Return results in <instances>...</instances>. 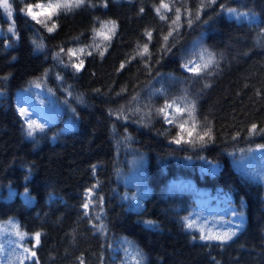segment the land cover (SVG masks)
<instances>
[{"label":"trees","instance_id":"obj_1","mask_svg":"<svg viewBox=\"0 0 264 264\" xmlns=\"http://www.w3.org/2000/svg\"><path fill=\"white\" fill-rule=\"evenodd\" d=\"M22 1L0 7V227L21 264H264V0H85L47 28ZM69 47L97 53L76 70ZM38 91L54 122L30 136L15 97ZM217 188L245 219L223 244L195 218Z\"/></svg>","mask_w":264,"mask_h":264},{"label":"rangeland","instance_id":"obj_2","mask_svg":"<svg viewBox=\"0 0 264 264\" xmlns=\"http://www.w3.org/2000/svg\"><path fill=\"white\" fill-rule=\"evenodd\" d=\"M8 3L10 4L9 0ZM48 3L49 0H39L25 4L23 0L22 12L36 25L46 27V25L43 23V20L41 19V17L45 14H43L42 9L36 8L35 5H47ZM28 5L33 6V12L40 13L37 19L42 21L41 23L33 20L32 17L27 14ZM61 20L64 21V18L62 17ZM108 29H111V26H109ZM114 32L109 35L110 40L112 38H115L116 33ZM113 44L114 42L112 43V45ZM69 50H71V52H66L67 58L69 59V61H71V66L76 70L77 68L73 65H80L81 67V61L84 62L90 55L97 53L96 51L77 52L72 47H69ZM98 51L106 52L107 50L105 51L100 49ZM193 62L197 64V61ZM187 65L189 67L193 66V64L190 63H188ZM183 68L184 70L188 71L187 68ZM35 96L36 97L30 96L28 94L18 93L15 97V104L18 111L21 114L20 110H24L23 114L21 115L28 126L29 122H34V124L41 126L52 125L54 122L55 112L53 111V109L47 106L48 101L43 98L44 96H46V94L38 91ZM169 105H171V107L167 106L164 109L165 120L167 123L171 122L173 112L181 111V106L179 104ZM254 151L258 158L259 164L264 166V146H258L254 149ZM220 171V165L212 163L211 161H205V169L203 170V173L209 174L210 176H215L218 175ZM196 203L197 215L195 218H198L199 225L203 229L204 235L216 236L222 235L225 232H235L241 229L242 225L245 222L244 218L237 214L236 208L234 206V197L229 191H224L221 188L201 191L199 192V197L197 198ZM24 253L25 252L23 251V248L18 244V242L16 240L10 239L5 229L0 227V264H21L23 258L25 257Z\"/></svg>","mask_w":264,"mask_h":264},{"label":"snow or ice","instance_id":"obj_3","mask_svg":"<svg viewBox=\"0 0 264 264\" xmlns=\"http://www.w3.org/2000/svg\"><path fill=\"white\" fill-rule=\"evenodd\" d=\"M85 3V0H49V3L47 5H43V4H37L35 5L36 8H40L43 11V14L47 15L48 18L50 19L52 16H55L58 14V12L60 10H64V11H71L73 8H78L81 5H83ZM107 6V4L105 3V7ZM164 8H168L169 6L167 4L162 3L161 5ZM0 7H3L5 9V11L8 12L9 15H11V5L8 3V0H0ZM32 5H28V12L27 14L29 16L32 17L33 20H36L38 23H41L42 21H40L39 19H37L38 15H40V13H35L32 11ZM141 11H143V9H141ZM157 11H159V9H157ZM229 12H235V9H228ZM177 12H179V9H177ZM162 19H164V17H161ZM177 19H179V16H177ZM106 23H111L113 25H115V22H105L102 23V28L104 26H106ZM173 23H175V21H173ZM189 24H191V21H189ZM55 28V25H53L51 28H49L48 30L51 32L53 31V29ZM100 35H104L103 32L99 33ZM150 35V34H149ZM110 37L105 35V39H109ZM165 40H167V37L164 38ZM71 52V50H69ZM145 51H147V45H145ZM74 54V53H73ZM103 53H101L102 55ZM203 53H201V59H203ZM214 61V55L213 54H209V59H208V63H205L203 65V68L206 69L209 67V65ZM83 61H81V65H82ZM190 64H193L192 67H189L187 64L183 65V67L187 68L188 71L193 72L197 75L200 74V72L202 71L201 66L199 64H195L194 62L190 61ZM74 67L77 68V70L79 69L80 65H73ZM121 67H123V65H121ZM207 87V85H206ZM169 107H171V105H168ZM194 108V105H193ZM180 110V109H178ZM21 114H23V109L20 110ZM161 111H163V109H161ZM34 122H29V132L28 134L31 136L33 134L32 132V128H33ZM36 127H41L39 125H37ZM253 129L256 128L255 125L252 126ZM207 134V133H206ZM189 135H191V133H189ZM203 138V137H201ZM177 143H179V140L176 141ZM84 208H88V204L85 203L83 205ZM188 227H191V224L188 225ZM236 233L234 231H230V232H225L222 235H216V236H209V235H204L203 233L200 236L201 240H217L220 243H226L227 241L231 240L232 237L235 235ZM39 237H40V233H35V239L37 241V243L39 242ZM193 239H195V237H193ZM27 251V250H26ZM32 256H35V252L31 253ZM81 264H83V261L81 262Z\"/></svg>","mask_w":264,"mask_h":264},{"label":"bare ground","instance_id":"obj_4","mask_svg":"<svg viewBox=\"0 0 264 264\" xmlns=\"http://www.w3.org/2000/svg\"><path fill=\"white\" fill-rule=\"evenodd\" d=\"M107 39H105V37L103 38V36H100V39L92 44H90L89 46L92 48H99V47H105L107 45ZM83 48H85L86 46L82 45Z\"/></svg>","mask_w":264,"mask_h":264}]
</instances>
